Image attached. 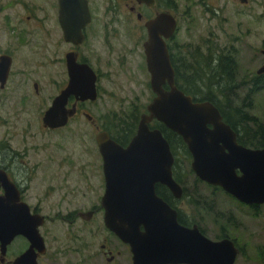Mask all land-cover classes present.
I'll return each mask as SVG.
<instances>
[{"label":"flooded vegetation","instance_id":"af4514ba","mask_svg":"<svg viewBox=\"0 0 264 264\" xmlns=\"http://www.w3.org/2000/svg\"><path fill=\"white\" fill-rule=\"evenodd\" d=\"M85 1L89 18L80 27L61 13L59 0L49 3L44 0L43 5L0 0V264H123L127 252L132 264L128 245L104 224L105 178L96 136L106 132L121 147L129 144L140 118L148 115L147 107L155 97L150 76L149 103L141 111L124 113L123 118L113 116L108 128L96 126L89 106L93 107L99 99L104 83L110 85L129 71L127 59L133 46L141 47L139 57L146 66L144 44L149 21L160 14L174 20L173 33L164 42L174 83L180 91L205 88L208 84L234 87L235 74L231 80L218 76L212 79L213 73L221 72L224 61L216 37L210 35L200 47L189 44L183 49L177 47L176 0H153L151 6L136 0H102V9L98 11L93 0ZM212 2L189 0L186 17L194 21L189 8L207 9L209 4L215 6ZM206 11L212 15L210 20L215 19L212 11ZM227 60L234 58L230 56ZM79 65L87 66L94 74V100H82L79 95L76 81ZM234 65L236 70L235 61ZM162 88L169 90L167 83ZM59 96L65 97L67 120L65 125L52 128L43 119ZM191 97L194 103L206 101ZM121 118L123 128L133 130L120 139L124 143L112 137L122 124ZM80 119L92 127L89 134L92 142L88 141L86 146L82 139V149L78 144L80 129L76 127ZM132 124L135 129L129 126ZM160 126L173 133L155 118L148 123L149 130L161 132L172 154L171 136L164 134ZM66 134L68 137H63ZM81 155L92 157L81 158ZM172 156L171 172L175 178ZM178 184L183 191L180 199H175L167 187L158 183L155 192L161 190L171 201L169 204L160 197L177 212L181 225L192 227L196 223H187L175 204L184 196L182 183ZM97 235L101 236L98 244Z\"/></svg>","mask_w":264,"mask_h":264},{"label":"water","instance_id":"95a60500","mask_svg":"<svg viewBox=\"0 0 264 264\" xmlns=\"http://www.w3.org/2000/svg\"><path fill=\"white\" fill-rule=\"evenodd\" d=\"M136 2L151 6L153 0ZM59 3L64 16L80 27L86 24L89 14L85 0ZM174 27V20L167 14L146 24L144 55L155 97L147 107L148 115L140 118L135 136L125 148L106 132L96 136L105 178L104 224L128 245L132 264H234L239 250L231 239L213 241L196 225H181L177 212L155 192L158 183L175 199L183 194L172 177L173 156L167 142L161 132L148 128L153 118L182 138L191 156L190 169L198 180L220 188L244 205L264 204V148L239 145L235 132L212 103H194L175 86L164 42ZM260 53L264 57V50ZM76 71L81 99L94 100V74L82 65ZM256 74L264 75V64ZM165 83L168 91L162 88ZM64 105V96L54 100L43 119L46 126L65 125Z\"/></svg>","mask_w":264,"mask_h":264},{"label":"rangeland","instance_id":"374dc122","mask_svg":"<svg viewBox=\"0 0 264 264\" xmlns=\"http://www.w3.org/2000/svg\"><path fill=\"white\" fill-rule=\"evenodd\" d=\"M24 1L43 5L41 2L44 0ZM46 1L49 3L51 0ZM93 1L95 9L100 10L102 0ZM176 1L177 47L183 49L186 44L200 47L213 35L218 39L222 55L234 58V89L230 98L218 100L221 109L229 112L227 104H230L231 109L241 107L244 113L264 123V76H260L257 88L253 87L252 82V78L257 76L256 71L264 64V57L260 53V50L264 49V0H247L246 3L240 0H214L212 5L215 6L209 4L204 11L198 6H191L189 9L194 21H190L185 14L189 0ZM190 1L194 3L200 0ZM208 9L214 13L215 19L210 20L212 15L206 11ZM209 43L212 45L213 42ZM140 52V46H133L132 54L127 59L129 71L123 72V75L115 78L110 85L104 83L99 99L93 107L89 106L96 126L108 128L110 121L113 122V116L123 118L124 113L141 111L149 103V74L145 62L143 64L139 57ZM122 118L119 120L123 121ZM76 127L80 129L78 144L82 149V139L86 146L89 145L88 141L92 142L89 135L92 127L89 128L83 119L78 121ZM177 163L180 164V169L177 170L183 175V200L175 203L180 212L185 214L181 217L187 223H196L210 240L214 241L223 235L231 239L240 251L234 264H264V204L252 209L221 189L217 190L218 188L198 180L190 169V161L185 160L182 154ZM194 201L197 204L192 205ZM56 229L59 231V227ZM100 239L101 236L97 235V244ZM123 264H131L129 252L123 257Z\"/></svg>","mask_w":264,"mask_h":264},{"label":"trees","instance_id":"16d2710c","mask_svg":"<svg viewBox=\"0 0 264 264\" xmlns=\"http://www.w3.org/2000/svg\"><path fill=\"white\" fill-rule=\"evenodd\" d=\"M227 57L229 56H224V61H223V66L221 69V72H216L213 73L212 79H217L216 76L218 77H223L224 79H229L231 80V75L235 74V65L234 61L227 60ZM211 74V73H210ZM260 80V77L255 76L252 78L253 81V87L257 88L258 87V81ZM218 84V85H207L205 88L206 90H203V87H190V88H183L181 89L184 93L195 96L199 100H206L210 101L213 103L214 106L217 107V109L220 111L224 122L228 124L233 131H235L238 134V143L246 146L248 148H253V149H258V148H264V123L259 121L256 117L249 116L248 113H244V110L239 107L235 109H231L230 104H227L226 107L229 109V112H226L224 109H221V105L219 103L220 98H230L231 97V91L234 89L228 85L223 86ZM206 91V92H205ZM229 106V107H228ZM249 108H250V103H249ZM120 121V120H119ZM122 123V121H120ZM131 128L135 129V125H129ZM164 134H169L171 136L170 139V144H171V151L172 154L175 157V181L177 183H182L180 172L177 169H180V164L178 165L177 159L182 154V156L187 160L188 162L190 161V154L184 145V142L175 134L167 132L163 127L160 126ZM133 133L132 129H124L123 128V123L119 126L118 131L116 134H112V137L114 140H116L119 143H124L125 140H120L122 138H125L127 134ZM220 190V189H217ZM162 191L158 189L157 195L159 197H162L164 200H166L169 204L171 201H169L162 193ZM193 204H197L195 201ZM252 209L257 208V207H251ZM180 223L181 220H179ZM202 234H204L203 230L199 229ZM205 235V234H204ZM206 236V235H205ZM223 237H227L225 235L219 236L216 238V240H220ZM228 238V237H227ZM236 246V245H235ZM237 247V246H236Z\"/></svg>","mask_w":264,"mask_h":264}]
</instances>
